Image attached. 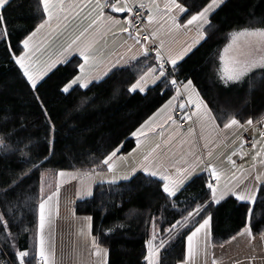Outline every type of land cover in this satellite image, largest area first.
I'll return each instance as SVG.
<instances>
[{"label":"snow or ice","instance_id":"6c2138e0","mask_svg":"<svg viewBox=\"0 0 264 264\" xmlns=\"http://www.w3.org/2000/svg\"><path fill=\"white\" fill-rule=\"evenodd\" d=\"M11 3L12 0H0V43L45 122L47 144L43 159L37 163L28 155L32 138L24 135L31 127L25 123L29 113L0 116V152L18 154L22 162L31 165L27 171L21 169L23 175H14L0 185V264H65L62 255L58 258L51 229L53 215H59L60 186L65 180H77L80 187L75 194L90 197L91 186L81 177L101 175L105 169L110 178L102 177V184L118 185L133 179L148 182L167 202L165 209L170 206L176 210L172 219L150 218L145 264H167L177 246L181 247V254L176 264H264V218L257 220L255 212L258 205H264V139L253 140L247 153L244 145L248 142L241 141L239 155H247L252 162L238 176L234 172L233 180L222 183V173L215 165H202L204 157L194 150L197 140L203 139L207 147L221 133L247 131L254 121L234 105L221 107L205 100L197 82L182 71L186 58L212 43L222 31L214 21L227 6V0H148L147 4L141 0H35L32 27L17 30L20 39L15 45L4 14ZM257 25H264V18L224 36L226 43L217 53L215 76L222 93L246 83L251 91L252 80L259 77L264 81V26ZM106 34L126 38L116 51L100 53L95 47L96 38ZM175 37L184 38L179 48L167 42ZM57 43L55 58L45 59ZM68 64L78 71L58 88L60 95H71L77 89L90 90V85L100 79L107 82L114 77H125L126 94H143L145 98L152 92L160 94L165 102L130 134L137 141V148L141 138L146 141L150 134L160 136L161 142L142 151L139 166L118 172L115 161L126 158L119 155L125 145L117 141L102 153V159L92 161L94 167L88 172L59 171L60 185L46 194L40 169L54 156L56 126L41 89L53 67ZM177 112L179 116L175 115ZM181 122L188 123V132L194 138L187 149L184 145L188 141L183 139L174 144L175 134L183 127ZM257 122L264 125V119ZM34 173H40L38 194L25 198L18 190ZM193 188H199L198 194L188 197L184 206L178 208L180 196ZM230 199L242 209L241 226L227 239L216 241L213 213ZM28 216L32 219L25 224ZM91 220L85 217L80 221V239L73 246L72 256L82 258L87 252L96 257L95 264H107L106 250L91 235ZM14 227L19 231L13 233ZM21 232L31 235V248L19 247Z\"/></svg>","mask_w":264,"mask_h":264},{"label":"trees","instance_id":"16d2710c","mask_svg":"<svg viewBox=\"0 0 264 264\" xmlns=\"http://www.w3.org/2000/svg\"><path fill=\"white\" fill-rule=\"evenodd\" d=\"M4 14L8 31L12 34V44L15 45L20 39L17 30L32 27V17L36 14L35 0H12ZM262 18L264 0H227V6L219 11L214 21L222 31L212 43L201 47L194 55L190 54L191 58H186L182 69L197 82L205 100L216 102L221 107L234 105L243 116L251 117L254 122L264 117V81L259 77L252 80L251 91L246 83L226 94L222 93L215 81L216 62L228 32ZM3 48L0 43V116L29 113L25 123L31 127L24 135L32 138L29 157L39 163L47 144L45 122L32 105L31 96L17 73L12 70L13 65L9 64ZM74 71L78 70L72 64L58 66L46 77L41 89L49 101L48 112L56 126L54 156L51 163L40 169L50 181L61 170L89 171L94 167L92 161L102 159V153L117 141L125 145L121 152L131 150L135 139L131 137L130 130L138 128L165 102L157 92H152L147 98L143 94H126L125 77H114L107 82L101 79L94 86L90 85V90L77 89L71 95H60L58 88ZM180 78L183 79V76ZM117 88L118 92L115 91ZM30 168L31 165L22 162L18 154L0 152V185L14 175H23L21 169L27 171ZM39 176L40 173H34L18 190L25 198L38 194ZM47 178L43 177V182ZM198 192L199 188H193L180 196L177 207L182 208L183 202ZM166 203L153 185L133 179L131 182L120 181L118 185L96 184L93 195L76 201L74 210L77 215L92 218L93 235L109 251L108 264H145L143 256L146 254L150 218L156 217L159 221L162 216L172 219L175 215V209L170 206L165 209ZM0 210H3L2 204ZM241 211L239 204L230 199L213 213V236L216 241L227 239L241 226ZM255 212L257 220L264 218V205H258ZM31 219L28 216L25 224ZM12 231L16 233L19 229L14 227ZM31 246V235L21 232L19 247L27 249ZM180 254L181 247H175L167 264H176Z\"/></svg>","mask_w":264,"mask_h":264},{"label":"crops","instance_id":"0c3cea01","mask_svg":"<svg viewBox=\"0 0 264 264\" xmlns=\"http://www.w3.org/2000/svg\"><path fill=\"white\" fill-rule=\"evenodd\" d=\"M141 2L147 4L148 0H141ZM118 18H123L122 14H117ZM87 21H85L86 23ZM235 30V29H234ZM118 31V30H117ZM126 37L125 36H117L113 37L111 34H106L103 37L97 36V43L95 45L96 49L100 53H108L111 51H116L118 49L119 43L122 42ZM183 37H175L169 38L167 41L173 48H179L180 44L183 43ZM58 47V43L53 46V48L49 49L48 54L44 57L47 59L51 56L53 59L55 56L53 53L56 52ZM58 67V66H57ZM57 67H53L49 74L54 71ZM48 74V75H49ZM101 80V79H100ZM163 115V114H162ZM264 119V117L262 118ZM244 129H236L235 131H231L228 133H221L218 138L211 140L208 142L207 147H204L205 141L203 139H198L197 144L198 147L194 150L200 151L201 155L204 157L202 161L203 164H212L215 165L216 168L222 173V183L233 180V173L235 172L238 176L241 171L247 167L249 163L252 161L245 156L239 155L241 151V137L240 134ZM171 132V129H168ZM253 138L255 141L259 142L264 139V125H261L258 122H254V126L251 128ZM176 139L174 140V144L178 143L180 139L188 141L184 145V148L187 149L189 144H191L193 137L190 136L188 132V123L186 127H182V129L178 130L175 134ZM161 142V137L155 134H150L148 140H144L141 138L140 148H137V141L135 140V146L127 151L121 152L119 155H123L126 159L121 162L120 160H116L115 162L119 167L124 166L118 172H128L131 169L132 165L139 166V163L142 161V151H146L149 148L154 147L157 143ZM164 146L162 145V148ZM136 149V151H133ZM249 151V146L244 145V152L247 153ZM165 151L161 154L164 155ZM236 153V155H234ZM240 158L238 161L237 159ZM236 159V160H235ZM235 161V164L232 162ZM257 163H259L257 161ZM128 165V169L126 166ZM67 171V170H64ZM100 171V170H97ZM76 172V171H69ZM88 172V171H80ZM108 173L101 172V175H95L92 177H81L86 184L91 186L92 192L94 191V187L96 184L101 183L102 177L107 180L110 178ZM61 178L57 176L51 180L50 182V190L49 194L56 189L58 185H60ZM75 186V187H74ZM80 184L77 180L68 181L65 180L62 186H60V205H59V215H53L51 222V229L54 235V242L56 245V251L58 254V258L62 255L65 259V264H95L96 257L89 256L87 252H84L82 258H74L72 256L73 246L80 239L78 236V229L82 226L80 221L85 217H90L86 215H77L74 210V204L78 200H82L88 197L81 198L75 193L78 191ZM91 235H93L92 231V220H91ZM94 236V235H93ZM84 239H87V235ZM235 243V242H234ZM103 247V246H102ZM106 252V261L108 264V256L109 251L106 247H103ZM251 264V262H249Z\"/></svg>","mask_w":264,"mask_h":264},{"label":"built area","instance_id":"2783aa9c","mask_svg":"<svg viewBox=\"0 0 264 264\" xmlns=\"http://www.w3.org/2000/svg\"><path fill=\"white\" fill-rule=\"evenodd\" d=\"M141 12H144L143 9L140 10ZM135 14V12L133 13V15ZM137 27H141V25L139 23H137ZM176 116H179L180 113H175ZM183 127H186L187 126V123L186 122H181ZM263 136H264V133H263ZM240 137L243 141H247L248 143H246V145L250 146L251 142L254 140L253 138V134H252V131H251V128H249L247 131L243 130L240 134ZM240 158L237 159V161L239 160ZM236 160V159H235Z\"/></svg>","mask_w":264,"mask_h":264},{"label":"rangeland","instance_id":"374dc122","mask_svg":"<svg viewBox=\"0 0 264 264\" xmlns=\"http://www.w3.org/2000/svg\"><path fill=\"white\" fill-rule=\"evenodd\" d=\"M223 48V47H222ZM260 121V120H259ZM124 166L122 167H119L118 168V171H120L121 169H123ZM126 168L128 169V165L126 166ZM104 173H106V169L103 171ZM107 175H110L109 173ZM45 178H47V175L44 176ZM49 177V176H48ZM50 178H47L46 181L43 182V187H44V190H45V193L46 194H49V190H50Z\"/></svg>","mask_w":264,"mask_h":264}]
</instances>
